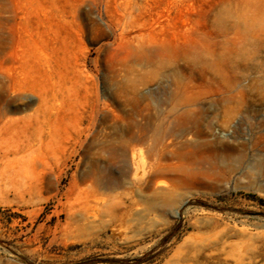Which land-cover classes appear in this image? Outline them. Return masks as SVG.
Wrapping results in <instances>:
<instances>
[{
	"label": "rangeland",
	"instance_id": "obj_1",
	"mask_svg": "<svg viewBox=\"0 0 264 264\" xmlns=\"http://www.w3.org/2000/svg\"><path fill=\"white\" fill-rule=\"evenodd\" d=\"M0 264H264V0H0Z\"/></svg>",
	"mask_w": 264,
	"mask_h": 264
},
{
	"label": "bare ground",
	"instance_id": "obj_2",
	"mask_svg": "<svg viewBox=\"0 0 264 264\" xmlns=\"http://www.w3.org/2000/svg\"><path fill=\"white\" fill-rule=\"evenodd\" d=\"M185 121V120H184ZM166 184L165 183H162V182H160V183H157V182H154L153 183V186L151 187V189L150 190H148L147 192H146V196L150 199V200H156V199H164L165 197H167V196H169L171 193H169V189H168V191H166V193L165 192H159L158 191V186H165ZM168 188L170 187V186H167ZM86 196V195H85ZM137 202V201H136ZM88 205H89V203H88ZM87 205V206H88ZM86 209V208H85ZM132 209V208H131ZM86 210H88V209H86ZM91 210V209H90ZM143 210V209H142ZM99 211V210H98ZM89 213V211L86 213V217H85V219L87 220V222H91L92 220H90L91 218L93 219V218H95V213L94 212H92V214H88ZM106 213V212H105ZM81 214V213H80ZM81 215H83V213L81 214ZM81 215H79V216H81ZM142 215V214H141ZM104 216V215H103ZM82 218V217H81ZM110 218V217H109ZM84 219V218H83Z\"/></svg>",
	"mask_w": 264,
	"mask_h": 264
}]
</instances>
